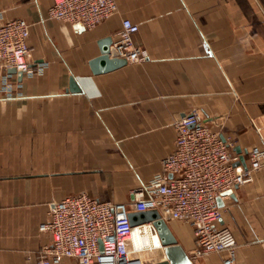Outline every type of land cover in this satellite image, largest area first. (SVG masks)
Listing matches in <instances>:
<instances>
[{"label":"crops","instance_id":"crops-1","mask_svg":"<svg viewBox=\"0 0 264 264\" xmlns=\"http://www.w3.org/2000/svg\"><path fill=\"white\" fill-rule=\"evenodd\" d=\"M115 1L114 16L85 29L47 19L52 0H0L5 19L29 24V63L42 66L30 77L13 74L20 98L0 91V264H39L50 240L39 224L65 195L128 202L161 171L174 121L192 111L231 143L236 161L243 157L237 167L264 147V0ZM123 18L138 25L133 42L147 59L94 68L100 42L117 37ZM230 191L219 224L235 237V264H264V169ZM166 223L189 256L192 226ZM129 246L145 264L165 258L158 237L138 229ZM226 255L190 260L223 264Z\"/></svg>","mask_w":264,"mask_h":264},{"label":"built area","instance_id":"built-area-1","mask_svg":"<svg viewBox=\"0 0 264 264\" xmlns=\"http://www.w3.org/2000/svg\"><path fill=\"white\" fill-rule=\"evenodd\" d=\"M118 11L115 0H52L47 19L81 23L92 29ZM138 25L128 18L121 20L111 47L116 57L128 63L147 59L145 49L133 42ZM29 24L23 18L5 19L0 13V91L6 100L18 99L19 82L11 83L15 69L21 76L39 73L29 63ZM190 114L174 121L175 141L163 159L162 169L144 185L131 192L128 202L91 197L87 193L68 194L51 204L48 219L39 230L49 236V243L39 251V264H56L73 258L78 264H145L129 246L135 229L157 235L152 222L132 226L129 211L155 209L165 221L189 223L194 247L189 258L212 252H226L223 264H235L236 240L232 232L219 224L221 207L217 197L251 180L252 172L264 169V147L249 152V165H234L236 155L229 152L231 143L220 133Z\"/></svg>","mask_w":264,"mask_h":264},{"label":"water","instance_id":"water-1","mask_svg":"<svg viewBox=\"0 0 264 264\" xmlns=\"http://www.w3.org/2000/svg\"><path fill=\"white\" fill-rule=\"evenodd\" d=\"M77 27H83L81 23H76ZM111 38H105L100 42L101 54L91 61V64L96 69H111L126 63L124 59L117 58L114 49L111 45ZM109 54L112 57H109ZM95 69V70H96ZM9 73L15 74V69H9ZM19 79H21V73H18ZM69 91L76 92L79 90L76 85V81L73 77L69 78ZM239 153V149H237ZM243 162V157L239 156L238 161L234 162V165H239ZM231 191H225L220 196L217 197V203L219 207L223 206L221 201L222 195L230 194ZM128 218L132 226L152 222L156 229L157 235L160 240V246L163 249L164 259L151 264H191V260L183 248L177 243L176 238L172 234L166 221L161 218L157 210H146V211H129Z\"/></svg>","mask_w":264,"mask_h":264},{"label":"rangeland","instance_id":"rangeland-1","mask_svg":"<svg viewBox=\"0 0 264 264\" xmlns=\"http://www.w3.org/2000/svg\"><path fill=\"white\" fill-rule=\"evenodd\" d=\"M143 235L144 234H147V235H149V236H151V237H154V236H156V237H158L157 235H155V234H150V232L149 231H145V233H142ZM161 247V246H160ZM160 247H156V248H154L153 250L154 251H156V252H158V250L160 249ZM135 256L137 255L136 253L134 254Z\"/></svg>","mask_w":264,"mask_h":264},{"label":"bare ground","instance_id":"bare-ground-1","mask_svg":"<svg viewBox=\"0 0 264 264\" xmlns=\"http://www.w3.org/2000/svg\"><path fill=\"white\" fill-rule=\"evenodd\" d=\"M139 232V231H138ZM158 236V235H157ZM158 239H159V237H158ZM160 241V240H159Z\"/></svg>","mask_w":264,"mask_h":264}]
</instances>
